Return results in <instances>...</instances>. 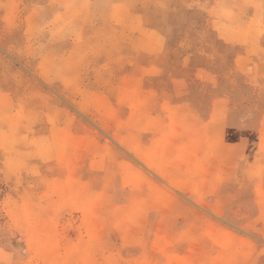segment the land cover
<instances>
[{
    "label": "rangeland",
    "instance_id": "rangeland-1",
    "mask_svg": "<svg viewBox=\"0 0 264 264\" xmlns=\"http://www.w3.org/2000/svg\"><path fill=\"white\" fill-rule=\"evenodd\" d=\"M0 264H264V0H0Z\"/></svg>",
    "mask_w": 264,
    "mask_h": 264
}]
</instances>
